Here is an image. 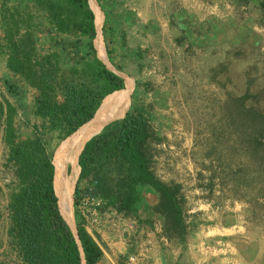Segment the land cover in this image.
Returning a JSON list of instances; mask_svg holds the SVG:
<instances>
[{"label":"rangeland","instance_id":"1","mask_svg":"<svg viewBox=\"0 0 264 264\" xmlns=\"http://www.w3.org/2000/svg\"><path fill=\"white\" fill-rule=\"evenodd\" d=\"M262 1L88 0L94 13L100 11L94 39L98 57L124 78L125 87L117 93L129 91L127 110L134 98L145 106L160 139L153 171L160 180L180 186L186 225L182 233L165 231L164 215L153 209L158 194L149 187L140 189L137 211H117L121 224L132 225L129 238L136 245L144 242L138 250L155 247L164 264H264V172L247 150L238 148L235 122L242 96L245 108L264 115ZM29 16L39 22L32 32L40 54L56 50L66 69L80 65V53L72 46L75 36L51 30L34 0H0V42H5L8 27L23 34L32 22ZM107 49L122 70L112 65ZM3 50L0 47V102L16 104L6 92L5 78L23 86V110L17 107L13 122L19 137H29L32 125L40 123L32 113L35 89L6 67ZM2 137L0 117V264H24L8 233L7 203L17 180ZM44 138L55 162L66 140L52 131ZM77 164L73 171L69 164L65 167L68 180L71 173L78 178ZM239 172L245 179L238 187ZM77 178L68 212L75 228ZM238 193L245 198L238 199Z\"/></svg>","mask_w":264,"mask_h":264},{"label":"trees","instance_id":"2","mask_svg":"<svg viewBox=\"0 0 264 264\" xmlns=\"http://www.w3.org/2000/svg\"><path fill=\"white\" fill-rule=\"evenodd\" d=\"M34 2L42 7L51 30L75 36L72 46L79 51L81 61L79 66L66 69L56 50L40 54L35 47L38 37L34 38L32 32L39 22L32 16L23 34L19 30L11 33L8 27L5 42H0L6 67L35 89L32 113L40 120L32 125L31 136L19 137L13 119L17 107L23 110L24 88L5 78L6 92L16 103L7 99L0 102L7 162L17 180V188L7 203L8 233L21 260L24 264H102L103 251L84 227L76 208L80 194L93 191L118 212H135L140 204V189L149 187L158 194V203L153 209L164 215L165 231L172 229L182 233L186 225L180 186L173 181L160 180L153 171L155 146L160 139L148 110L134 98L124 116L104 125L84 143L78 155L80 166L73 195L77 238L74 236L58 207L54 185L56 161L48 150L44 134L52 131L60 140L65 139L93 117L106 95L122 91L125 81L108 69L97 55L94 46L96 16L88 0ZM261 7L264 19V1ZM106 52L112 65L122 70V66L111 60V50ZM139 87L140 82L136 80L134 94H138ZM244 98L238 97V120L235 121L238 148L247 150L248 157L257 160L259 170L264 172V115L253 108H245ZM240 175L239 172L238 187L245 179V175ZM83 180L87 182L80 187ZM261 195L264 194L261 192ZM239 197L245 198L238 193Z\"/></svg>","mask_w":264,"mask_h":264},{"label":"bare ground","instance_id":"3","mask_svg":"<svg viewBox=\"0 0 264 264\" xmlns=\"http://www.w3.org/2000/svg\"><path fill=\"white\" fill-rule=\"evenodd\" d=\"M98 12L99 14L95 13V23L97 27L101 25L100 11L98 10ZM101 53L103 54V50ZM125 92L126 91L122 93L115 92L105 98L98 112L96 113L95 119L92 120L90 123L84 125L81 129H79L77 133H75L71 138L66 140L58 153L59 156L57 157L56 164H54V166L56 165L54 180L55 191L59 199L61 215L64 217V219L71 228L74 227L73 215L71 214L72 216H69L68 212L71 209V197L73 191L72 185L74 186V182L76 181L77 176H72L73 173H71L69 181L66 177L65 167L69 164L73 171L74 166L77 163L78 155L82 147L84 146V143L93 135L99 133V131L104 125L123 117L129 104V91L126 93ZM63 149L66 150L63 154L61 161L58 162ZM66 218H68V220ZM71 220L72 222L70 223L69 221Z\"/></svg>","mask_w":264,"mask_h":264},{"label":"built area","instance_id":"4","mask_svg":"<svg viewBox=\"0 0 264 264\" xmlns=\"http://www.w3.org/2000/svg\"><path fill=\"white\" fill-rule=\"evenodd\" d=\"M92 187V186H91ZM93 190V189H92ZM77 212L80 215L84 227L93 233L112 228L118 231L121 237L130 235L132 225L121 224V217L117 210L111 205H106L102 198L94 191L92 193L80 194L77 202ZM121 229V230H119ZM146 248L127 255L126 264H141Z\"/></svg>","mask_w":264,"mask_h":264},{"label":"crops","instance_id":"5","mask_svg":"<svg viewBox=\"0 0 264 264\" xmlns=\"http://www.w3.org/2000/svg\"><path fill=\"white\" fill-rule=\"evenodd\" d=\"M87 231L92 235L94 240L100 245L103 251L102 264H126L125 260L127 255L130 254V251L134 253L139 251L138 249L140 247L145 246L144 242H141L140 244L136 245L137 242L129 238V235L125 237H121L119 235V232L117 230L114 231L112 228H105L104 230L102 231L100 230L99 232L96 233H93L89 230ZM154 249L155 247H153L152 249L151 247H148V249L146 250L147 253H145L146 256L144 257L141 264H164L165 261L162 258V254L161 256H159L157 253L154 252ZM153 252H154V256H151ZM236 252H238V249ZM149 255L150 258H148ZM235 255L238 258V253ZM151 257H154L153 260H151Z\"/></svg>","mask_w":264,"mask_h":264},{"label":"water","instance_id":"6","mask_svg":"<svg viewBox=\"0 0 264 264\" xmlns=\"http://www.w3.org/2000/svg\"><path fill=\"white\" fill-rule=\"evenodd\" d=\"M116 91H119V90H116ZM113 92H115V91H113ZM112 92V93H113ZM112 93H110V94H108V95H111ZM108 95H106V96H108ZM105 96V97H106ZM104 97V98H105ZM104 98L102 99V101L104 100ZM102 101H101V103H100V105H99V107L97 108V110L95 111V113H94V115H93V117L90 119V120H88L87 122H85L84 124H82L76 131H74L72 134H70L69 136H67L65 139H63L62 141H65V140H68L69 138H71V136L72 135H74L75 133H77V131L79 130V129H81L84 125H86V124H88V123H90L92 120H94L95 119V117H96V113L98 112V110H99V108H100V106H101V104H102ZM124 116V115H123ZM61 141V142H62ZM60 142V143H61ZM60 145V144H59ZM82 149H83V147H82ZM81 149V150H82ZM81 152V151H80ZM53 159H54V156H53ZM54 164V163H53ZM54 175H55V173H54ZM59 207V206H58ZM60 210V209H59ZM61 213V212H60ZM63 217V216H62ZM65 220V219H64ZM66 221V220H65ZM67 223V222H66ZM73 223H74V221H73ZM68 224V223H67ZM69 226V225H68ZM70 227V226H69ZM70 229H71V231L73 232V234H74V236L77 238V231H76V228H75V225H74V229H72L71 227H70ZM83 264H84V262H83Z\"/></svg>","mask_w":264,"mask_h":264}]
</instances>
